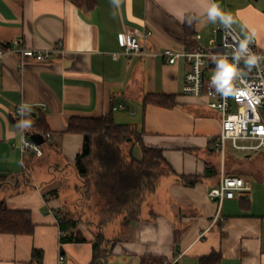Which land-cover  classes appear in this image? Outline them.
I'll return each instance as SVG.
<instances>
[{
  "label": "crops",
  "instance_id": "obj_1",
  "mask_svg": "<svg viewBox=\"0 0 264 264\" xmlns=\"http://www.w3.org/2000/svg\"><path fill=\"white\" fill-rule=\"evenodd\" d=\"M215 2L252 29L264 52V1ZM207 7L208 0H95L92 8L85 0H0V48L19 40L51 51L45 61L0 56V176L14 179L0 201L30 211L33 223L31 234L0 232V264H264V178L253 183L241 176L247 189L221 205L209 197L238 165L214 148L220 113L205 98L183 94L186 60L170 64L163 55L220 39L223 25L207 20ZM120 33L135 35L148 54L126 53ZM148 94L171 95L176 104H145ZM22 103L37 119L44 117L51 133L42 156L20 150L15 111ZM118 104L124 107L113 110ZM110 112L117 123L142 131L145 146L161 149L169 172L144 199L137 219L107 231L106 224L81 218L83 205L66 178L48 181L42 173L21 179V172L48 163H61L57 172L75 170L83 135L68 131L69 120ZM182 176L198 181L187 185ZM64 215L76 220L68 233L83 240L60 242Z\"/></svg>",
  "mask_w": 264,
  "mask_h": 264
},
{
  "label": "trees",
  "instance_id": "obj_2",
  "mask_svg": "<svg viewBox=\"0 0 264 264\" xmlns=\"http://www.w3.org/2000/svg\"><path fill=\"white\" fill-rule=\"evenodd\" d=\"M85 1L89 8L95 5V0ZM148 103L167 108L176 104L173 96L163 94L146 95L145 104ZM25 119L31 120L29 133L48 132L44 117L37 119L31 112H27ZM18 121L15 119L16 125ZM67 127L69 132L83 135V149L76 156L74 167L84 184V197L95 194L98 206L107 210L108 216L115 213L135 215L127 219L126 224L137 219L144 199L155 192L160 177L169 172L161 149L145 146L142 141L143 132L134 126L117 123L112 112L100 118L74 117L69 120ZM136 145L140 147V157L137 158L132 155ZM181 179L187 185H194L198 181V177L182 176ZM75 224L76 220L66 215L60 218L61 231L64 232L60 236L61 243L83 240L78 237L74 239L73 234L68 233L67 226ZM32 231L30 211L12 210L4 201H0L1 233L23 235L31 234ZM33 253L41 259V251L35 249Z\"/></svg>",
  "mask_w": 264,
  "mask_h": 264
},
{
  "label": "built area",
  "instance_id": "obj_3",
  "mask_svg": "<svg viewBox=\"0 0 264 264\" xmlns=\"http://www.w3.org/2000/svg\"><path fill=\"white\" fill-rule=\"evenodd\" d=\"M219 40L215 39L209 47H199L194 50L174 51L165 49L163 55L170 64L183 57L189 65L184 77L183 94L193 97L205 98L208 108L217 111L221 115L220 133L214 142L215 150L221 155H226L228 146L238 152L254 153L264 150V60L258 62L249 70L244 64L247 53H244L237 64L242 70L241 75L234 79L233 85L237 89L235 94L224 96L217 92L215 86H210L211 77L216 69L214 58L219 59L221 55L227 54L229 62H232L231 53L234 47L245 41L231 26V28L220 27ZM217 31V32H218ZM120 45L129 54H148L144 45L140 43L135 35L120 33ZM61 45L55 50H58ZM248 48L252 53L264 56V52L258 48L255 38H250ZM50 50L42 51L22 46L19 40H15L7 48H0V56L7 53L18 54L22 61L32 59L45 61L49 57ZM117 57L116 54L114 56ZM124 104H118L113 110L123 108ZM16 109L19 120L25 119L29 112L23 108L21 115ZM22 139L20 150L24 154L32 152L37 156L43 155V144L31 139V132L21 131ZM45 141L51 138V133L41 134ZM247 189L245 180L238 175H223L219 185L209 191V197L222 204L225 199H233L236 193ZM64 232L61 231V236ZM63 255L59 256V263ZM162 264H178V259L164 260Z\"/></svg>",
  "mask_w": 264,
  "mask_h": 264
},
{
  "label": "rangeland",
  "instance_id": "obj_4",
  "mask_svg": "<svg viewBox=\"0 0 264 264\" xmlns=\"http://www.w3.org/2000/svg\"><path fill=\"white\" fill-rule=\"evenodd\" d=\"M263 1L264 0H260L259 6H262ZM231 26L244 40L249 41L250 38H255L252 29L248 27L244 22L241 21L240 23H237L234 21ZM132 155L136 158L140 157L139 146H134ZM226 156L227 158L232 159L233 163H236V165H238L236 175H248L253 180V183L259 181L258 179L264 178V151L248 154L235 151L228 146ZM55 165L56 167H54ZM60 165L61 163H48L46 165H40L33 168L31 170V174L26 171L27 169L22 171V166H20V170L22 171L21 179L26 177L30 179L32 174L35 176V178H38L37 174L41 175L42 173L44 176H49L48 181H52L54 179V175L66 178L68 183L70 184V187H72V191H70V193H72V195H74V197L76 198L75 202H79L83 205L82 210L79 209V211L82 212L81 218L84 221L91 222L97 226L106 224L107 231L112 227L113 224H126L127 219H132L135 216L133 214L131 215L130 213L128 215H116V213L111 215L109 214L110 216L106 215L108 214L106 213L107 210L100 209L97 204L98 202L95 194H91L92 197H89V195L84 197V193L82 192V190H84V184L82 183L81 179H79L76 175L75 170L72 168L66 169V167H60L62 171L60 170L57 172L55 168ZM13 180V178H9L7 176H0V198L5 190L8 191V189L4 188L7 186L5 184L9 182H14Z\"/></svg>",
  "mask_w": 264,
  "mask_h": 264
},
{
  "label": "clouds",
  "instance_id": "obj_5",
  "mask_svg": "<svg viewBox=\"0 0 264 264\" xmlns=\"http://www.w3.org/2000/svg\"><path fill=\"white\" fill-rule=\"evenodd\" d=\"M206 15L209 22L216 23L219 21L225 28H231V25L234 23L232 15L224 12L215 0H208ZM188 23L191 24L190 18ZM244 53H247V58L244 60V64L249 70H251L253 66L257 65L259 61L264 60V56H259L251 52L248 48L247 40L240 42L238 47H234V50L231 53L233 57L232 62H229L227 54L221 55L219 59L214 58L216 69L211 77L210 86H215L217 88V92L224 96L235 94L237 89L234 88L233 81L241 75L242 70L238 69L237 64ZM23 108H28V105L23 103L21 104V108L18 109V112L21 115H23ZM16 127L21 131L26 130L31 127V120L21 119L17 122Z\"/></svg>",
  "mask_w": 264,
  "mask_h": 264
},
{
  "label": "water",
  "instance_id": "obj_6",
  "mask_svg": "<svg viewBox=\"0 0 264 264\" xmlns=\"http://www.w3.org/2000/svg\"><path fill=\"white\" fill-rule=\"evenodd\" d=\"M31 139L34 140L35 142L42 144L44 142L43 136L38 133H34L31 135Z\"/></svg>",
  "mask_w": 264,
  "mask_h": 264
}]
</instances>
